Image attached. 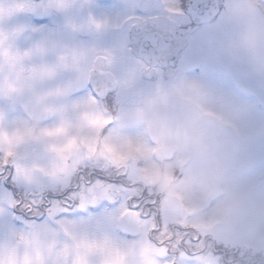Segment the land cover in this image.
Returning <instances> with one entry per match:
<instances>
[{"label":"snow or ice","instance_id":"1","mask_svg":"<svg viewBox=\"0 0 264 264\" xmlns=\"http://www.w3.org/2000/svg\"><path fill=\"white\" fill-rule=\"evenodd\" d=\"M97 7L0 0V264H264V244L169 206L159 161L130 154L120 127L127 74L211 71L223 0Z\"/></svg>","mask_w":264,"mask_h":264},{"label":"rangeland","instance_id":"2","mask_svg":"<svg viewBox=\"0 0 264 264\" xmlns=\"http://www.w3.org/2000/svg\"><path fill=\"white\" fill-rule=\"evenodd\" d=\"M223 3L205 28L211 71L179 70L143 87L127 74L120 127L134 130L124 135L139 145L130 154L159 161L178 214L264 244V0Z\"/></svg>","mask_w":264,"mask_h":264},{"label":"flooded vegetation","instance_id":"3","mask_svg":"<svg viewBox=\"0 0 264 264\" xmlns=\"http://www.w3.org/2000/svg\"><path fill=\"white\" fill-rule=\"evenodd\" d=\"M125 1H127V0H96V3L98 5L96 14H97V16H101V15H105L107 13H117V11L114 10V8L118 5L117 2L122 4ZM127 2H129V1H127ZM208 25H210V24H208ZM166 78H169V76Z\"/></svg>","mask_w":264,"mask_h":264},{"label":"water","instance_id":"4","mask_svg":"<svg viewBox=\"0 0 264 264\" xmlns=\"http://www.w3.org/2000/svg\"><path fill=\"white\" fill-rule=\"evenodd\" d=\"M216 2H217V0H209L210 6H214ZM210 10H211V8H210Z\"/></svg>","mask_w":264,"mask_h":264}]
</instances>
